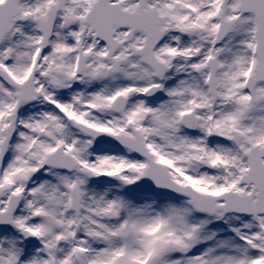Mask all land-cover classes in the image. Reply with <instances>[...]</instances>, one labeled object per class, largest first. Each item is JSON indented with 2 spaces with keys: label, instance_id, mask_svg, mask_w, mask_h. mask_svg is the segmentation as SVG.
Masks as SVG:
<instances>
[{
  "label": "snow or ice",
  "instance_id": "6c2138e0",
  "mask_svg": "<svg viewBox=\"0 0 264 264\" xmlns=\"http://www.w3.org/2000/svg\"><path fill=\"white\" fill-rule=\"evenodd\" d=\"M0 264H264V0H0Z\"/></svg>",
  "mask_w": 264,
  "mask_h": 264
}]
</instances>
